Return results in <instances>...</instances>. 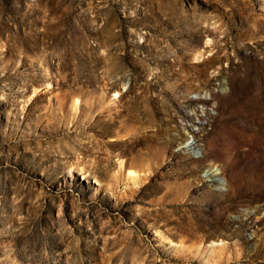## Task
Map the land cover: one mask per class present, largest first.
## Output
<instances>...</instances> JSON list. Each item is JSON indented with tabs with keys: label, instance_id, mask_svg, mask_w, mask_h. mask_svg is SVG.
<instances>
[{
	"label": "rangeland",
	"instance_id": "obj_1",
	"mask_svg": "<svg viewBox=\"0 0 264 264\" xmlns=\"http://www.w3.org/2000/svg\"><path fill=\"white\" fill-rule=\"evenodd\" d=\"M0 264H264V0H0Z\"/></svg>",
	"mask_w": 264,
	"mask_h": 264
},
{
	"label": "bare ground",
	"instance_id": "obj_2",
	"mask_svg": "<svg viewBox=\"0 0 264 264\" xmlns=\"http://www.w3.org/2000/svg\"><path fill=\"white\" fill-rule=\"evenodd\" d=\"M116 96H117V94L114 95V97H116ZM141 96H142L143 100H146L147 97L145 95H141ZM98 99L100 101L101 97H98ZM80 104H81V102L79 101V98H77V97L72 98V109H74L75 113L78 111V109H79L78 107L80 106ZM103 109H105V108H103ZM151 113L148 112L146 109L145 110H137V113H136L135 110H132L130 112V116H132L133 118H135V119H137L139 121H145V124H149V125H152V126L155 125L156 126V134H159L161 132V130L162 131L164 130V128L162 129V124L158 125L159 124L158 122L160 120L159 119V115L156 114V113L155 114H151ZM120 117H121L120 115H114L113 118H110L109 120H104V119L97 118V122H102L107 127V131L106 132H102V133L99 132L101 137H108V136H110V135H112L114 133V130L113 129H109V128L117 126L119 124L118 119ZM160 122H161V120H160ZM168 131H170V130H168ZM115 134L118 135V132H116ZM195 134H193V135H195ZM153 136H155V134L152 135V137H150L151 141L153 142L152 145L155 143L156 146H157L160 138L157 135L156 136L158 137V139H157L156 136L155 137H153ZM161 136H162V134H161ZM193 137H196L198 139L197 134L195 136H193ZM119 143L121 144L123 142L115 141V142L107 144L106 146H109V148H112V147L118 145ZM155 148L158 149V147H155ZM121 153L124 155L123 152H121ZM207 158L203 157L201 159L191 160L190 161V165H189L190 173L194 172V169L198 168L200 165H202L203 163L207 162ZM120 163H123V161H121ZM137 165L138 164H137L136 158H130L129 160L124 162V168H125V171H126V178H127V180H130L129 182H132L133 184L138 183L139 180H140V174L136 170ZM121 166H123V164ZM121 166L119 167V170H121ZM194 167H196V168H194ZM71 170H76V168H72ZM162 176H164L163 178H167L166 175H162ZM113 178L116 179L118 177L115 175ZM159 187H162V186H159ZM196 226H197L198 229H200V225L196 224Z\"/></svg>",
	"mask_w": 264,
	"mask_h": 264
}]
</instances>
